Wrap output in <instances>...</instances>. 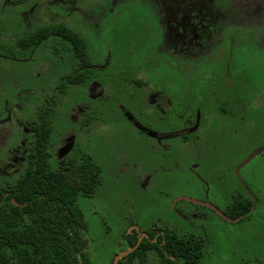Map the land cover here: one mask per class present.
<instances>
[{"label": "rangeland", "instance_id": "rangeland-1", "mask_svg": "<svg viewBox=\"0 0 264 264\" xmlns=\"http://www.w3.org/2000/svg\"><path fill=\"white\" fill-rule=\"evenodd\" d=\"M6 106L1 185L24 172L15 151L42 118L52 169L83 154L99 167L93 195L76 199L84 264H111L126 233L166 229L202 240L199 264H264V0H0ZM235 197L252 205L233 219ZM142 264H161L157 251Z\"/></svg>", "mask_w": 264, "mask_h": 264}, {"label": "trees", "instance_id": "trees-1", "mask_svg": "<svg viewBox=\"0 0 264 264\" xmlns=\"http://www.w3.org/2000/svg\"><path fill=\"white\" fill-rule=\"evenodd\" d=\"M54 32L68 39L76 51L84 46L78 34L70 29L58 27ZM77 74L74 79L69 77V81L83 82L84 76ZM8 112L7 108L0 120L6 119ZM25 127L34 135L26 152L25 170L12 185L0 184V264H84L82 259L87 258L89 241L76 199L79 194L93 195L100 183L99 167L89 154H83L77 163L52 169L48 120L26 122ZM251 205L249 198L235 197L228 207L231 217H243ZM13 213H19L24 220H14ZM156 235L148 232V237L138 243L136 231L124 234L129 248L138 245L119 264H142L149 249L157 251L161 264H177L178 259L199 264L202 240L169 229L163 230L154 241Z\"/></svg>", "mask_w": 264, "mask_h": 264}, {"label": "flooded vegetation", "instance_id": "flooded-vegetation-1", "mask_svg": "<svg viewBox=\"0 0 264 264\" xmlns=\"http://www.w3.org/2000/svg\"><path fill=\"white\" fill-rule=\"evenodd\" d=\"M198 13H200V11H196V14H195V16L197 17V15H198ZM193 21H194V19H192ZM190 21H191V19H190ZM189 23V28L192 26V24H191V22H188ZM198 23H201V21L200 20H197L196 21V25L198 24ZM203 26V24L201 25V27ZM195 34V36H197V34H198V32L197 33H194ZM199 35V34H198ZM194 36V35H193ZM102 66V65H101ZM80 68H82L81 66H80ZM95 83H92V85H91V87H90V94H91V96H99V95H101L102 94V92H99V93H97V94H94L95 93V91L97 90V88L100 86V83L99 82H96V81H94ZM9 109V107L8 106H6L5 107V109H4V111L6 110V109ZM9 113V112H8ZM9 115V114H8ZM8 118V117H7ZM6 118V119H7ZM46 119V118H45ZM26 128V127H25ZM26 130H28V129H26ZM29 131V130H28ZM30 132H32V131H30ZM21 149L20 148H18V150H16L15 151V153H16V156H15V158L13 159L14 161H17V160H23V159H27L26 157V152L28 151V147H26V146H24V149L22 150V151H20ZM12 160V161H13ZM14 161H13V163L12 164H14ZM10 163V162H9ZM66 162H65V159H61L60 160V167L59 168H61V167H63V165L65 164ZM66 164H68V163H66ZM66 171H68V169H65ZM235 199V198H234ZM234 199H233V201H234ZM228 210H229V208H228ZM134 231H132L131 233H133ZM152 232H155L157 235H161L162 233H163V230H162V233H159L158 231H152ZM138 233V232H137ZM139 234V236H138V240H139V238L141 237V239L143 238V237H148V232L146 231V232H143L142 234L141 233H138ZM145 234H147V235H145ZM157 235H156V237H154L153 238V240L155 241V240H157ZM141 241V240H140ZM139 241V242H140ZM132 248V247H131ZM130 249V248H129ZM125 250H127V249H125ZM122 252V251H121ZM132 252V251H131ZM130 253V252H129ZM128 253V254H129ZM128 254H126V255H128ZM117 255V254H116ZM126 255H124V256H122L120 259H122V258H124ZM119 259V260H120ZM119 260H118V264H119ZM113 262H114V259H113ZM113 262H112V264H113ZM124 264V263H123Z\"/></svg>", "mask_w": 264, "mask_h": 264}, {"label": "water", "instance_id": "water-1", "mask_svg": "<svg viewBox=\"0 0 264 264\" xmlns=\"http://www.w3.org/2000/svg\"><path fill=\"white\" fill-rule=\"evenodd\" d=\"M256 152H257V151H255L253 154H255ZM253 154H252L251 156H253ZM201 203H202V204H205V205H208V206H210V207L216 209L220 214L223 215V213H222L220 210H218L215 206H213L212 204L207 203V202H201ZM145 235H147V234H145ZM140 240H141V237L139 238L138 243H139ZM138 243H137L134 247H132V248H130V249H128V250H125V251H122V252L118 253V254L115 256V258H114V262H113V264H118V260H119L122 256H124V255L128 254L129 252L133 251V250L137 247Z\"/></svg>", "mask_w": 264, "mask_h": 264}]
</instances>
